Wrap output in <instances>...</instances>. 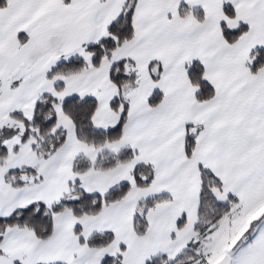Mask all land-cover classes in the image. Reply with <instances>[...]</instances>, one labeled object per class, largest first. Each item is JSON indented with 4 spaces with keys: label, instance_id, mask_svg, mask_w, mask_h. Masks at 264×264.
<instances>
[{
    "label": "snow or ice",
    "instance_id": "snow-or-ice-1",
    "mask_svg": "<svg viewBox=\"0 0 264 264\" xmlns=\"http://www.w3.org/2000/svg\"><path fill=\"white\" fill-rule=\"evenodd\" d=\"M0 264H264V0H0Z\"/></svg>",
    "mask_w": 264,
    "mask_h": 264
}]
</instances>
